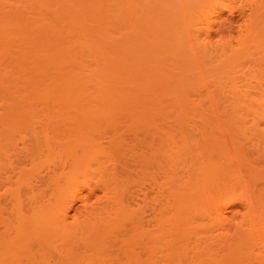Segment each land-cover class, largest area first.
<instances>
[{"label":"bare ground","instance_id":"6f19581e","mask_svg":"<svg viewBox=\"0 0 264 264\" xmlns=\"http://www.w3.org/2000/svg\"><path fill=\"white\" fill-rule=\"evenodd\" d=\"M0 264H264V0H0Z\"/></svg>","mask_w":264,"mask_h":264},{"label":"rangeland","instance_id":"374dc122","mask_svg":"<svg viewBox=\"0 0 264 264\" xmlns=\"http://www.w3.org/2000/svg\"><path fill=\"white\" fill-rule=\"evenodd\" d=\"M233 16H234V15H233ZM242 17H243V16H242ZM242 17H241L239 14H236V15L232 18V19H234V20L237 22V23H236V22L234 21V22L237 24V26H239L238 28H236L237 26L235 25V26H236V27H235V28H236L235 30L239 29L241 25H244L243 22H245V21L242 20ZM244 19H246V18H244ZM241 27H242V26H241ZM234 32L236 33V32H238V30H237V31H234ZM235 33H234V35H235V36H238V34H237V33L235 34ZM242 67H243L242 73H245V74H247V75H250V74H251V72H252L251 70H252L253 66H252V64H251L249 61H248V62H245V63L243 64Z\"/></svg>","mask_w":264,"mask_h":264}]
</instances>
